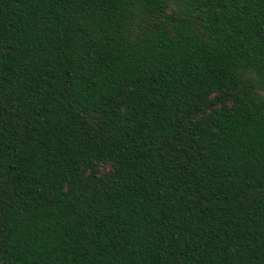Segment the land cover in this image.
<instances>
[{
  "label": "trees",
  "instance_id": "obj_1",
  "mask_svg": "<svg viewBox=\"0 0 264 264\" xmlns=\"http://www.w3.org/2000/svg\"><path fill=\"white\" fill-rule=\"evenodd\" d=\"M0 264H264V0H0Z\"/></svg>",
  "mask_w": 264,
  "mask_h": 264
}]
</instances>
